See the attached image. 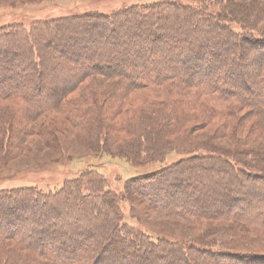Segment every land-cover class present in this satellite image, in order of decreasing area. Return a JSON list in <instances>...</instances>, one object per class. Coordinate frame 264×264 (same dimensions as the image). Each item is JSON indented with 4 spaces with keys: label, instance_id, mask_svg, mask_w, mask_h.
Returning a JSON list of instances; mask_svg holds the SVG:
<instances>
[{
    "label": "trees",
    "instance_id": "trees-1",
    "mask_svg": "<svg viewBox=\"0 0 264 264\" xmlns=\"http://www.w3.org/2000/svg\"><path fill=\"white\" fill-rule=\"evenodd\" d=\"M253 6L257 8L256 17H264V0H249V5L231 0L221 13L209 11L204 5L194 7L166 0L122 7L110 14L93 11L37 21L29 29L0 25V101L23 99L33 120L55 112L69 120L75 130L93 115L86 106L99 110L108 106L115 110L108 119L112 122V127L108 126L110 135L116 138L126 129L131 133L147 131L152 141L145 151L142 144L134 145L136 157L145 154L148 163H163L164 145L172 144L165 136L179 134L190 114L179 108L182 104L147 101L132 117V122L139 124L135 128L130 122H115V117L129 111L122 102L140 91L170 84L195 88L238 103L264 125V22L256 25L249 19L248 10ZM244 17L245 22L241 20ZM236 21L244 26L253 24L244 28L250 34L235 30L231 23ZM260 25L262 30L255 31ZM251 71L257 76L253 77ZM49 74L58 85L48 88L43 98L42 80ZM79 91L80 98H68ZM76 104H80L79 109L85 106L80 118L74 115L76 109L69 110ZM210 112L215 111L205 108L195 120L208 122ZM0 117V125L7 123L5 113ZM38 131L40 135L44 132L41 127ZM106 144L100 137L99 145ZM215 154L180 159L131 180L128 188L137 187L151 208L166 218L193 224L241 220L264 226V214L248 216L241 210L248 193H253L254 201L264 207V188L233 187L240 182V175L264 182V174L258 175L264 171L262 163L245 164L251 168L246 170L226 155ZM84 176L90 177L89 184L96 189L94 201L83 179L68 182L55 193L37 187L0 191V248L11 256L10 264H260L264 260L260 253L216 252L198 246L187 249L185 244L155 241L123 219L119 210L123 196L111 198L112 194L103 190L104 180L93 172ZM219 177L228 179L229 187L218 185ZM163 196L169 201H162ZM72 197L78 198L76 207L63 210L60 202ZM221 198L230 211H211L212 200ZM79 222L84 228L71 233L75 237L72 242L61 243L62 251L45 249L66 235L62 225ZM49 223V228L43 227ZM234 235L231 233L232 238ZM13 243L19 249L11 247Z\"/></svg>",
    "mask_w": 264,
    "mask_h": 264
},
{
    "label": "rangeland",
    "instance_id": "rangeland-1",
    "mask_svg": "<svg viewBox=\"0 0 264 264\" xmlns=\"http://www.w3.org/2000/svg\"><path fill=\"white\" fill-rule=\"evenodd\" d=\"M157 1L166 0H0V25L4 27L16 24L29 29L37 21L43 22L93 11L110 14L122 7ZM232 1L249 5V0ZM177 2L182 5L191 4L194 7L204 5L209 11L221 13L231 0H177ZM258 3L259 1L254 4ZM256 10L254 6L250 8L248 16L257 23L256 25H259L264 22V17H256L258 14L255 13ZM241 20L245 22V17ZM231 24L240 34L245 32L244 28L247 25H253L246 23L247 25L244 26L243 22L238 21ZM257 28L255 31L262 30L261 25ZM247 30L251 31L250 28ZM261 32L264 34L263 30ZM245 34L250 33L245 32ZM255 35L257 36V33ZM41 46L44 48L45 44L42 43ZM251 74L253 77L257 76L255 71H251ZM50 75H46L42 80L43 98L47 96L45 93L48 92V88L58 85V81L52 80ZM216 97L203 94L195 88L175 87L170 84L140 91L122 102L129 111L121 117H115L114 120L119 124L122 121L130 122L134 124V128L139 124L132 122L133 116L136 111L145 106L147 101L177 103L183 105L179 108L187 109L186 112L190 116L180 129L181 133L179 131V134L165 136L167 137L165 140L172 144L164 145L166 151L162 159L163 163H148L145 154H141L140 159L136 157L134 145L142 144L143 151H145L148 143L152 141V138H147V131L143 132L140 128L141 131L137 129L134 135L127 129L121 130L116 136L117 139L115 135L112 136V133L110 135L108 126L112 127V122L111 120L108 122V119L115 110L112 111L108 106L101 107V110L90 105L83 106L81 109H79L80 104L72 106L69 110L76 109L77 114L74 112V115L77 117L80 112L85 111L84 107L87 112L91 111L90 113L94 115L88 117L87 121L75 130L69 120L55 112L37 121L33 120L34 116L31 118L29 115V106L23 99L0 101V110L2 109L0 116L5 113V117H8L7 123L0 125V191L37 187L40 190L55 193L60 191L66 183L83 179V185L92 190L93 196L89 198L94 201L96 189L90 186V177L84 176L85 173L93 172L104 180L103 190L105 193H111V198L123 196L119 205L123 219L132 228L149 234L155 241L177 242L185 244L187 249L198 246L210 248L216 252H231L232 250L264 254V226L262 225L255 226L241 220L204 221L193 224L166 218L151 208L144 197L139 194L137 187L128 188L131 180L159 171L180 159L191 158L194 155L207 156L220 153L246 170L251 168L244 166L245 164L262 163L264 167L262 120L253 113H249L248 109H243L238 103L223 101ZM68 98H80V91L71 93ZM205 108L214 109L215 112H210L209 121L206 123H202L199 119L196 121L195 117H199ZM9 117H11L10 120ZM102 119L105 120L103 125L101 124ZM196 122L200 124L197 125ZM40 127L44 131L41 132L42 135L38 131ZM117 129L120 130V127ZM107 131L109 135H106ZM142 135L144 139L141 138ZM100 137L104 138L106 146L99 145ZM253 153L257 155L253 156ZM258 173L262 175L264 171ZM245 178L244 175H240V182L234 183L233 187L262 186L264 188V182L256 183ZM217 183L224 188L230 185L229 180L223 177L222 179L217 178ZM162 199L167 202L170 198L163 196ZM65 200L60 202L63 210L76 207L78 198L72 197ZM178 204H182V201H178ZM212 204L211 211L217 208H222L226 212L230 211L222 198L220 201L212 200ZM241 205V210L243 209L248 216L264 214V207L258 201H254L253 193L244 196ZM50 225L49 223L43 227L49 228ZM84 226L83 222L68 227L62 225L67 231L66 235L58 242L45 246V249L54 252L62 251L61 243L75 240L71 233ZM222 229L225 232L221 231ZM228 229L230 232L227 231ZM232 229L237 232L233 233ZM231 233L235 234L233 238ZM234 242H239V244H234ZM10 246L19 249L14 243ZM69 249L72 251V247ZM4 251L0 248V264H6L8 261L7 264H10L11 256L5 255ZM260 261V264H264V260Z\"/></svg>",
    "mask_w": 264,
    "mask_h": 264
}]
</instances>
